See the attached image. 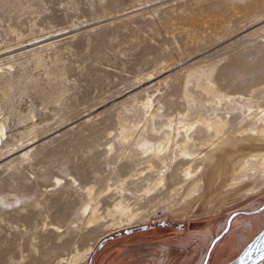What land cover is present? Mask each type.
Instances as JSON below:
<instances>
[{"label":"rangeland","instance_id":"obj_1","mask_svg":"<svg viewBox=\"0 0 264 264\" xmlns=\"http://www.w3.org/2000/svg\"><path fill=\"white\" fill-rule=\"evenodd\" d=\"M0 49V264H66L91 246L86 264H205L232 215L264 206V182L190 199L179 159L156 190L148 164L123 191L116 179L134 173L122 126L157 145L178 113L229 111L208 83L234 104L264 85V0H0ZM120 202L131 224L113 225ZM263 228L264 212L235 219L208 264H232Z\"/></svg>","mask_w":264,"mask_h":264},{"label":"bare ground","instance_id":"obj_2","mask_svg":"<svg viewBox=\"0 0 264 264\" xmlns=\"http://www.w3.org/2000/svg\"><path fill=\"white\" fill-rule=\"evenodd\" d=\"M203 91L213 97V104L224 101L230 106L229 111L219 114L214 109L213 113L211 112L212 114L208 116L200 114L194 124L184 122V116L178 113L179 124H174V118L169 119L167 124L162 127L163 130L160 134L163 139L158 144L156 143L157 145L152 144L151 140L153 139H147L146 132L143 133L139 132L138 129H127L122 126L120 157L130 164L135 174L129 172L125 175H116V179L121 185L118 187L120 191H123L126 185L133 184L138 179L137 177L146 175L143 170L139 169L144 164L149 165L148 175L142 179V182L149 184L148 191L151 190V186L162 185L166 181L168 172L172 171L169 163L172 164L179 159L182 161V168L177 169L175 167L177 171L174 174L177 175V172L181 171L186 178L188 185H185L188 186L189 198L202 192V195L209 193L210 200L215 198L218 200L220 196L217 192L223 188L234 193L245 192L246 196H254L260 193L261 184L264 182V85L253 87L247 91V94H238V102L235 104L228 95H219L209 83L203 88ZM186 100L188 105L192 104L195 109L200 107L201 103L195 102L194 99L187 98ZM144 106L149 108L150 102ZM145 118L154 123L153 114ZM2 136H4L3 125L0 126V142ZM174 174L171 175L174 177ZM226 189L225 191H227ZM225 191L222 197L228 192L225 193ZM94 192V188H87L89 204L85 207L83 214L92 211L88 225L98 224L99 219L96 214L98 213L97 207L95 208V205L99 204H97ZM228 195L226 194V196ZM125 205L123 202L116 204L115 210H113L115 217L119 219H115L113 225L121 226L124 222L131 224L135 219L136 215H131V211L127 207L128 204ZM110 215H112L111 212ZM93 251V246L83 252L76 250L73 256L66 261V264H86ZM260 264H264V261Z\"/></svg>","mask_w":264,"mask_h":264},{"label":"water","instance_id":"obj_3","mask_svg":"<svg viewBox=\"0 0 264 264\" xmlns=\"http://www.w3.org/2000/svg\"><path fill=\"white\" fill-rule=\"evenodd\" d=\"M263 212H264V206L255 212H251V213L241 212V213H236L232 215L227 223L226 229L214 241L205 264H208L210 254L212 250L215 248V246L217 245V243H219L229 233L231 225L235 219L241 218V217H254V216L260 215ZM141 229L145 230L146 228L144 227ZM131 232L132 231H128L127 234H130ZM103 245L104 243L100 244L99 248H102ZM263 261H264V228L259 233V235L255 237V239L246 247V249L242 252V254L232 264H260Z\"/></svg>","mask_w":264,"mask_h":264}]
</instances>
